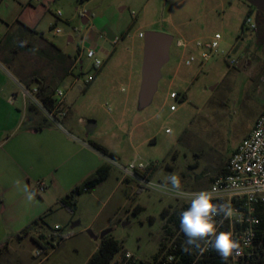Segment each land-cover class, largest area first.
Here are the masks:
<instances>
[{"label": "rangeland", "instance_id": "obj_1", "mask_svg": "<svg viewBox=\"0 0 264 264\" xmlns=\"http://www.w3.org/2000/svg\"><path fill=\"white\" fill-rule=\"evenodd\" d=\"M248 16L255 29L245 26ZM261 18L246 0H0V41L7 32L12 35L7 48L0 45V61L12 74L29 81L37 75L45 86L54 87L64 79L65 85L58 86L66 92L76 127L63 125L76 137L93 140L115 153L117 158L112 160L117 164L128 166L140 158L157 166L152 183L165 185L167 177L176 174L181 191H201L219 176L264 108ZM16 21L44 37L22 31ZM90 26L101 35L97 45L114 54L110 59L101 55L106 60L103 71L82 92L77 87L81 82L74 85L81 71L79 60L84 73L90 70L86 58L92 43ZM149 31L169 34L174 41L206 39L217 33L222 40L217 54L205 62L194 47L184 52L172 44L157 91L143 106L144 40L139 34ZM104 33L108 39L117 36L118 44L111 45ZM22 38L31 42L30 51L19 49ZM45 41L69 58L60 61ZM190 52L197 61L185 66L183 58ZM170 92L179 93V99H169ZM171 105L177 107L176 112L170 111ZM91 125L93 132L88 131ZM109 165V178L79 198L75 214L61 206L53 208L42 231L57 242L63 239L57 250L51 247L42 252L28 243L13 249L7 260L21 255L22 264H86L104 232L122 245L114 261L126 252L150 260L162 240L163 212L170 215L182 204L140 188L112 162ZM121 178L128 186L119 185ZM55 224L61 229L56 231Z\"/></svg>", "mask_w": 264, "mask_h": 264}, {"label": "built area", "instance_id": "obj_2", "mask_svg": "<svg viewBox=\"0 0 264 264\" xmlns=\"http://www.w3.org/2000/svg\"><path fill=\"white\" fill-rule=\"evenodd\" d=\"M57 15L61 16V12ZM245 26L251 29L256 28L249 16L245 20ZM55 33L59 34L60 29H55ZM143 36L142 33L139 34L140 38ZM221 40V34L217 33L206 39L197 38L190 41L179 39L173 41V44L184 52L194 47L199 51L200 59L205 62L217 54ZM86 58L90 61V70L87 73L83 72V62L78 61L81 71L79 77L75 79L74 86L81 82V85L77 86L80 90L91 85L106 64V61L94 49H86ZM195 61L197 58L191 52L183 58L185 66H191ZM17 96H20L28 107L39 111L50 124L63 128L70 107L66 102V92L61 87L55 88L49 98L44 101L39 85L28 86L18 82V92L12 95L9 101H14ZM168 96L172 100L179 99L177 92H170ZM170 111L176 112L177 107L171 105ZM168 130L169 128L166 129V133L171 132ZM108 161L109 164L112 162L116 165L125 178L136 180L140 188L155 190L170 196L181 203L182 207L190 206V199L177 195V190H172L171 187L165 188L163 185L159 189L149 187V184H156L143 174L152 172L155 164H145L140 158L132 161L128 166L119 165L111 158ZM213 188L216 190L213 202L230 203L234 211L231 218L225 219L223 215L214 218L217 222V232L233 233L234 238L239 240L241 245L239 255L234 253L225 261L211 245L205 246L203 241L200 242V246L207 247V250L203 252L195 245H186L187 237L180 229L181 213H177L175 220L170 221L172 213L166 217V223L162 229V240L150 260H140L126 252L121 259L113 260L112 264H264V108L257 117L251 132L230 156L224 172L205 190L211 191ZM38 189L43 191L41 184ZM55 230H60V227L57 226ZM45 242L48 248L58 243L54 237L45 239ZM185 248L188 250L186 251Z\"/></svg>", "mask_w": 264, "mask_h": 264}, {"label": "crops", "instance_id": "obj_3", "mask_svg": "<svg viewBox=\"0 0 264 264\" xmlns=\"http://www.w3.org/2000/svg\"><path fill=\"white\" fill-rule=\"evenodd\" d=\"M103 36L106 37L105 33ZM100 37L101 35L94 33L90 26L88 38L92 43L87 49H94L100 57L104 54L105 58L110 59L114 52L106 51L97 45ZM126 37L127 34L121 36V39ZM105 40L114 46L119 42L117 36L111 39L106 37ZM18 82L22 83L0 61V264H22L21 255L12 262L7 260V257L13 249L20 248L23 244H35L42 250L43 248L33 241V237H43L40 242L44 247L43 252H46L47 237L42 227L54 212L53 208L59 207L61 198L101 165L108 164L110 159L90 144L95 141L76 137L65 126L60 128L50 124L39 111L28 107L20 96L10 102V97L18 92ZM64 84L63 82L62 85ZM92 84L84 90H79L87 92ZM70 113L71 107L65 123L74 129L76 126L70 119ZM109 152L113 153L110 150ZM17 181H20L19 185ZM25 184L36 193L32 201L27 199V194L23 191ZM39 184L42 185L43 191L38 189ZM127 184L129 183L124 178L120 179L119 185L128 186ZM81 196L77 197L76 212ZM57 226L60 227L55 224L54 228ZM24 230H28V234L24 238H18V234ZM62 241L52 248L57 250Z\"/></svg>", "mask_w": 264, "mask_h": 264}, {"label": "clouds", "instance_id": "obj_4", "mask_svg": "<svg viewBox=\"0 0 264 264\" xmlns=\"http://www.w3.org/2000/svg\"><path fill=\"white\" fill-rule=\"evenodd\" d=\"M16 183L19 185L20 181ZM169 183L172 190H177V195L190 199V206L180 214V229L187 237L186 245H195L203 252L207 250V247L200 246V242L203 241L205 246L211 245L225 261L234 253L239 255L241 253L239 240L234 238L232 232H217V222L214 219L218 215H223L225 219L231 218L234 211L230 203H214L215 188L211 191L203 190L194 193L179 191L181 181L176 174H170L163 187L167 188ZM149 187L159 189L161 185L149 184ZM23 191L27 194L29 201H32L36 196V193L31 191L26 184ZM185 250L188 249L185 248Z\"/></svg>", "mask_w": 264, "mask_h": 264}, {"label": "trees", "instance_id": "obj_5", "mask_svg": "<svg viewBox=\"0 0 264 264\" xmlns=\"http://www.w3.org/2000/svg\"><path fill=\"white\" fill-rule=\"evenodd\" d=\"M261 13V12H260ZM261 17H264V14L261 13ZM261 18V20H262ZM18 24L22 26L21 30L28 31L29 33H32L34 36H40L44 37L43 34L38 33L35 29H30L29 27L25 26L23 23L20 21H16ZM264 25L263 23H261ZM52 29L54 27L52 26ZM9 31V30H8ZM19 31V32H22ZM12 41V35L8 34V32L5 34L3 39L0 41V45L4 46V48H7L9 44ZM46 42V41H45ZM48 45H50L52 48L56 50L57 57L61 61L66 60L69 57H66L63 55L60 50L56 47L55 44L46 42ZM18 47L22 51H30L31 50V42L27 40L26 38H22L18 44ZM66 72V70H64ZM20 81L25 84V85H33L37 84L40 86L41 92H42V97L44 101H46L49 96L53 93L55 88L59 87L58 85L63 83L62 79L60 83H57L54 87L52 86H45L44 82L40 80L37 75H34L29 81L28 79L22 78L19 75H16ZM94 148L97 150L101 151L103 154L109 156L112 159H116L117 156L115 154L109 152L108 149L103 147L100 144H97L95 142L90 143ZM157 166H155L154 170L156 169ZM154 170L148 174H143L144 176L147 177V179L151 180L152 174ZM111 172V166L109 164H103L101 165L96 171H94L92 174H90L87 178H85L80 184L75 186L69 193H67L61 200L59 201V205L65 209H67L71 214H75L77 210V197L92 192L94 189H96L100 184H102L105 180H107L110 176ZM224 172V168L221 169V172L219 176ZM218 176V177H219ZM215 181V180H214ZM187 210V207H181L180 209H176L173 214L170 217V221L175 220V216L177 213H182L183 211ZM169 214L168 211L163 212V217H167ZM28 234V230H24L22 233L18 234V238H24ZM43 237L35 238L33 237V241L38 243L43 249V245L40 242V239ZM122 251V245L120 242L114 238L111 234L108 232H105V235L101 238V243L99 248L93 255L89 258L86 264H112L113 260L115 257Z\"/></svg>", "mask_w": 264, "mask_h": 264}, {"label": "water", "instance_id": "obj_6", "mask_svg": "<svg viewBox=\"0 0 264 264\" xmlns=\"http://www.w3.org/2000/svg\"><path fill=\"white\" fill-rule=\"evenodd\" d=\"M251 6L264 14V0H246ZM264 24V17L261 21ZM144 58L142 65L141 104L148 105L158 88L161 79V70L170 59V49L174 38L169 34L149 31L144 34ZM95 126L88 128L94 131ZM105 235L102 233L101 238Z\"/></svg>", "mask_w": 264, "mask_h": 264}]
</instances>
